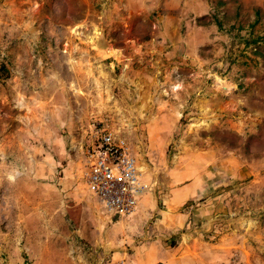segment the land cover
<instances>
[{"label": "rangeland", "instance_id": "rangeland-1", "mask_svg": "<svg viewBox=\"0 0 264 264\" xmlns=\"http://www.w3.org/2000/svg\"><path fill=\"white\" fill-rule=\"evenodd\" d=\"M227 3L0 0V264H264V15ZM102 131L148 184L139 214L85 188Z\"/></svg>", "mask_w": 264, "mask_h": 264}, {"label": "built area", "instance_id": "built-area-1", "mask_svg": "<svg viewBox=\"0 0 264 264\" xmlns=\"http://www.w3.org/2000/svg\"><path fill=\"white\" fill-rule=\"evenodd\" d=\"M84 167L86 190L108 214L121 218L135 212L148 184L121 137L106 131L99 133L87 146Z\"/></svg>", "mask_w": 264, "mask_h": 264}, {"label": "crops", "instance_id": "crops-1", "mask_svg": "<svg viewBox=\"0 0 264 264\" xmlns=\"http://www.w3.org/2000/svg\"><path fill=\"white\" fill-rule=\"evenodd\" d=\"M166 1L167 3L170 4L172 12L176 13L178 8L180 7L179 0H170V1L166 0ZM225 1L228 2L226 4L227 8H230L231 5L235 6L234 7L235 14L239 13V14H250V15H258V14L264 15V0H225ZM140 202L141 204L139 205V208L137 207L138 214L141 212L142 207L144 208V204L142 203V201ZM138 214L134 218H137ZM181 224H183V218L174 216L173 221H171L168 226L170 228H175L176 226H179ZM143 248L144 250L146 249L145 246H143L140 249H143ZM149 248H152V247H149ZM202 248L203 250H201ZM202 248L196 251L194 248L189 247V250H187L186 253L180 252L177 249L170 250V251L167 250L166 251L167 253H165V251L163 252L156 251L155 253H152L151 251L152 253L151 255H147L149 253H147L145 256L142 255L139 259H137V261L141 264H151L155 259L159 258L160 256L161 257L163 256L162 258L167 262V264H182L184 260L183 257L187 256L186 257L187 261L195 264V261L198 262L199 259L203 261L206 258L207 253L202 252L206 248L203 246ZM160 253L162 255H160Z\"/></svg>", "mask_w": 264, "mask_h": 264}, {"label": "clouds", "instance_id": "clouds-1", "mask_svg": "<svg viewBox=\"0 0 264 264\" xmlns=\"http://www.w3.org/2000/svg\"><path fill=\"white\" fill-rule=\"evenodd\" d=\"M9 179H14L13 177H10Z\"/></svg>", "mask_w": 264, "mask_h": 264}]
</instances>
